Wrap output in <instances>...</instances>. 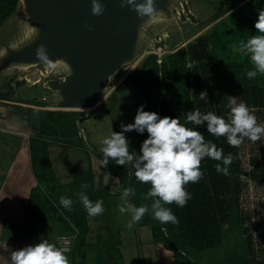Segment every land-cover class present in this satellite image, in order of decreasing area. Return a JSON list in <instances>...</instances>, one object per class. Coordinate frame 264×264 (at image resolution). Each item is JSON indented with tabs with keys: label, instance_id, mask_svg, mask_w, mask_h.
<instances>
[{
	"label": "trees",
	"instance_id": "trees-1",
	"mask_svg": "<svg viewBox=\"0 0 264 264\" xmlns=\"http://www.w3.org/2000/svg\"><path fill=\"white\" fill-rule=\"evenodd\" d=\"M224 1L227 12L234 10L233 13L238 15L242 12L239 6L248 0ZM19 2L20 0H3V3L11 10ZM254 23L252 18L243 19L241 24L244 26V33L239 37L240 41H246L253 36L255 28L252 24ZM221 35L222 33L215 32L212 36H200L195 42L170 54L161 62L156 54L148 55L135 68L136 74L126 78L125 82L132 81L130 85L147 96L149 111H155L161 116H180V122L187 127H196L186 122L183 115L193 107H198L201 112L209 110L224 116L226 120L230 119L226 113L215 112L209 98L213 91V84L224 89L235 84L240 88L242 101H245L249 108L262 110L264 123V88L259 85L258 79H248L246 76L247 69L253 67L249 57L245 56L248 64L245 62L226 64L217 61L214 57L216 48L222 43ZM201 91L207 92L208 100L200 99ZM6 97L7 95L0 94L1 100L10 101ZM81 113L50 110L40 112L38 136L30 138L32 169L38 186L32 190L26 212L34 224L56 219L64 232L77 234L78 237L70 251L73 264L86 263L87 237L90 230L87 221L90 216L87 215L79 200V193L84 191L92 201L102 200L103 207L107 210L110 209L111 198L114 196L109 187H95L94 175L90 169L78 174L70 184H62L51 169L48 151L50 143L43 138V135L73 140L79 134L77 121ZM49 120H54V124L49 123ZM60 121H64L61 131L57 130V124ZM199 130L205 140H211L218 149H223L224 155L231 153L234 159L227 166L226 175L217 173L214 167L221 161L207 157L201 161L200 169L204 172V176L196 183L189 182L185 185L186 190L191 193V198L186 205L182 208H178L175 203L164 205L171 208L178 218V223L161 224L154 218L151 219L154 242L172 251L176 256L177 264H204L202 255L210 251H221L225 242L228 241L227 237H234L235 231L244 235L245 225L249 221L239 217L241 184L238 177L242 167L238 154L242 144L239 147H232L226 142V137H215L208 133L204 126H200ZM134 135L135 150L139 155L140 143L146 138L147 133L139 135L134 131ZM72 145L76 146L74 143ZM98 158L102 161L103 155H99ZM252 163L257 166V169L250 171V179L264 184V158L261 160L255 158ZM107 168L112 177L118 178L122 191L125 187L135 189V195L130 196L132 201H147L151 209L152 198H145L151 187L150 183L137 181L134 175L130 174L128 166L116 165L112 159H109ZM84 184H87L86 189L82 188ZM61 196L72 199L71 211L59 204ZM102 216L100 218V215H97L94 218L105 221L110 219L109 213ZM225 225L228 226L227 230L223 228ZM103 231L105 235L100 234L95 243L97 264H125L115 239L113 222ZM226 254L227 257H212L208 264H256V251L253 248L251 235L245 238L244 244H237L228 249Z\"/></svg>",
	"mask_w": 264,
	"mask_h": 264
},
{
	"label": "rangeland",
	"instance_id": "rangeland-1",
	"mask_svg": "<svg viewBox=\"0 0 264 264\" xmlns=\"http://www.w3.org/2000/svg\"><path fill=\"white\" fill-rule=\"evenodd\" d=\"M239 7L242 8V12L235 15V13H233L234 10L227 12L224 0H192L190 8L198 19L197 23H184L174 16L171 18L169 17V20L168 18L162 16L158 20L154 21L145 28L142 49L143 52L140 59L134 66L123 70L113 79L112 84L110 85L107 94L100 105L92 110H74L76 112H82L81 117L77 121L79 129L78 136L74 137L73 140L59 137L56 138L54 135H43V138L48 140V143L56 142L63 145H69L70 143L72 145L74 143L79 147L81 146L83 150L85 149V151H83L85 159L89 158V156L92 157V159H96V156L103 155L100 152L101 141L105 137L110 136L112 131H120L119 125L121 121H124L125 123L133 122L136 110L141 104L145 105V110H149L147 96L141 90L131 86L130 84L132 81L125 82L126 78L136 74L135 68H137V66H139L148 55L156 54L161 62L162 59H166L170 54H174L182 48H185L188 44L195 42L200 36L208 37L212 36L213 33L216 32L217 34L222 33V43H220L218 48L215 50V59L226 64L233 62L247 63L245 61V56L237 50L240 43L239 37L244 33V26L241 22L244 18H252V20L256 22L258 19V10L264 9V0H248ZM220 12H223L224 14L222 15ZM160 19H164L162 20L163 25H161L155 32L153 31V28L155 24L157 25ZM252 26L254 25L252 24ZM260 34L261 33L254 29L253 35ZM31 35L32 32L29 29L22 1L20 0L18 5L11 10L8 5L3 3V0H0V53H3L12 45L15 46L24 42ZM163 36L166 39L163 41L166 48L164 50H155V42L159 41L158 38H162ZM250 68H252V66ZM249 69H247V71ZM47 70L49 72L54 70L56 73L42 78L41 83L34 86H31L26 79L20 78L21 74L24 72L22 69H14L12 71L7 70L0 74V94L7 95L6 99L10 100L6 101L0 99V110H3L2 114L6 117L5 121L0 118V127L15 128L16 130H12L15 132L13 136L21 138L25 141H28L29 137L38 136L37 132L39 127L37 130H33L30 122L32 118L35 117V123H39L37 120L40 117H38L39 112L43 110L70 111L45 107V104L53 105L54 103L53 92L44 87L45 82L49 79L58 78V76L63 72L60 65L53 66ZM254 79H258L257 81L259 82V85L264 88V74H258ZM212 90L213 91L209 100L213 110L218 114L226 113L228 115L229 113V109L226 107L228 102L227 95L238 97V100H242L240 88H238L235 84H231L226 89L213 84ZM249 109L255 113L257 122L264 124L262 110ZM206 112H209V110ZM8 119L11 120L9 121ZM49 123L54 124V120H49ZM63 124L64 121H60L57 124V130L61 131L64 126ZM21 126H25L27 131H22ZM20 132L25 133V135L21 136L19 134ZM16 133L19 135H16ZM126 136L130 140V150L135 149L134 131L126 133ZM86 140L88 141L87 143ZM238 158L242 167L241 173L238 177L241 184L239 217L249 220L245 225L246 231L244 235H240L237 231H235V234L233 235L234 237H227L228 241L225 242L221 251H210L202 255L204 258V264L210 263L211 258L214 256L227 257L228 255H225V252L237 244H244L245 238L248 235L252 236L253 248L256 251V264H264V184L252 181L249 175L251 170L257 169V166L252 163L253 160L255 158H258L259 160L264 158V137L256 142H252L245 138L239 150ZM55 161L58 163L61 162L57 155L55 157ZM91 162L92 161H90V163ZM128 168L130 170L131 165H128ZM67 170L69 169L67 168ZM108 186L114 195L111 198V203L113 200L112 204L115 203L114 198H117L115 197V194H118L119 202L117 203V207L119 221L121 222L119 225L122 228L121 232H124L125 235V237H122L123 241L119 244V248L122 250L123 248H127V251L125 250V252H123L125 264H133V257L138 258L141 264H146L144 262V257L146 256L147 244L143 242V244L140 243L137 247H135L134 242L130 243L131 239L136 236L137 230L136 227L135 230L133 229L134 226L133 228L131 227V230H129V223L131 221L130 213L120 212V207L125 205V200L122 199L119 194L122 191L121 187H119V180L112 178V181L109 182ZM135 202L137 204L136 206H140L142 204H147L149 206L147 201ZM127 203L134 204L129 197L127 198ZM106 213L108 212L106 211ZM151 214L150 209L149 212L144 214L143 219H141L138 224H148V228L150 226L151 230V219L153 218ZM145 219H147V222H144ZM223 228L224 230H227L228 226L225 225ZM104 229L105 228H102V230ZM59 233L60 232L57 231L55 235H60ZM100 234L105 235V232L103 231V233L98 234L97 229L94 230L93 240L96 235L98 237ZM116 238L117 236H115V239ZM133 248L136 249L133 250ZM133 251H135V256L132 255ZM88 253L89 256L87 257L88 261L86 264H97L96 248L91 246ZM174 257H176L175 254ZM162 258L164 264H166L164 260L166 257L164 258L163 256Z\"/></svg>",
	"mask_w": 264,
	"mask_h": 264
},
{
	"label": "clouds",
	"instance_id": "clouds-1",
	"mask_svg": "<svg viewBox=\"0 0 264 264\" xmlns=\"http://www.w3.org/2000/svg\"><path fill=\"white\" fill-rule=\"evenodd\" d=\"M92 13L100 15L104 7L98 0H91ZM130 6L141 18L147 16L150 21L155 20L161 13L154 8L153 0L137 3L136 0H122L121 7ZM254 28L260 35L250 36L246 41H240L238 51L248 56L253 67L246 72L248 79L264 74V9L258 10V19ZM39 61L51 64L44 52V45H39L36 52ZM201 100L207 99V92L201 91ZM226 107L229 109L230 119L216 113L201 112L198 107L184 112L186 122L196 126L187 127L180 122V116H161L155 111L145 110L141 104L136 110L133 122H120V131H112L111 135L101 141L100 152L103 154L102 165H107L109 159L116 165H131L130 174L141 183H150L151 187L146 199L152 198L151 213L161 224L178 223L177 216L171 208L164 205L175 203L178 208L186 205L191 198L185 185L196 183L203 178L204 172L200 169L201 161L207 157L221 161L214 165L217 173L227 174L228 165L233 162V155H224L223 149H218L211 140H205L199 130L204 126L206 131L215 137H226V142L232 147H239L245 138L256 142L264 137V124L257 122V117L245 101L238 97L227 95ZM135 131L139 135L147 133L140 143L139 155L136 150H130V140L126 133ZM86 189L87 184L82 185ZM135 195L132 187L123 188L121 198L125 205L120 207L121 213H130L132 222H139L149 206H136L127 203V198ZM79 200L90 217L104 212L103 201H92L84 191L79 193ZM59 204L69 211L72 210L71 198L61 196ZM12 264H70L68 256L61 248L49 243L47 239L39 243L25 245L11 252Z\"/></svg>",
	"mask_w": 264,
	"mask_h": 264
},
{
	"label": "water",
	"instance_id": "water-1",
	"mask_svg": "<svg viewBox=\"0 0 264 264\" xmlns=\"http://www.w3.org/2000/svg\"><path fill=\"white\" fill-rule=\"evenodd\" d=\"M21 1L32 35L0 53V74L22 69L20 78L42 81L43 75L56 73L48 68L60 65L63 72L58 78L44 84L53 92L54 101L53 105L44 103L45 107L59 110L98 107L113 79L138 62L145 28L158 18L174 16L184 23L198 22L190 8L192 0H153L161 14L152 21L139 17L130 6L121 7L122 0H98L104 7L100 15L92 13L91 0ZM158 39L154 49L164 50L166 39ZM39 45H44L51 64L39 61Z\"/></svg>",
	"mask_w": 264,
	"mask_h": 264
},
{
	"label": "crops",
	"instance_id": "crops-1",
	"mask_svg": "<svg viewBox=\"0 0 264 264\" xmlns=\"http://www.w3.org/2000/svg\"><path fill=\"white\" fill-rule=\"evenodd\" d=\"M2 112L3 110H0V118L5 121L6 117ZM39 114L40 112L38 113V117L40 116ZM8 120L10 121L11 119ZM37 120L39 123H35L36 118L34 117L30 122L33 130H37L40 125V117ZM13 129L15 128L0 127V264H12L11 252L25 245L39 243L40 240L47 239L49 243L55 244L57 247L61 248L59 245L61 237H69L72 246L78 237L77 234L64 232L60 223L56 221V219L34 224L32 219L27 216L28 202L32 190L38 186V181L32 169L30 137L28 136V141L17 138L16 136H13L15 133L12 131ZM21 129L24 132L27 131L25 126H21ZM19 134L21 136L25 135V133L22 132ZM19 134L16 133V135ZM87 142L88 141L86 140V143ZM48 149L50 152L49 160L51 169L54 175L61 180L62 184L72 183L78 174L89 169L94 175V184L96 188L109 187L108 185L109 182L112 181V178L118 179L109 174L107 165H102L98 156H96V159H92L90 156L85 159L83 154L85 149L83 150L81 146L63 145L61 143L58 144L56 142H51ZM56 155L61 162L58 163L55 161ZM90 161H92L91 163L93 164H91ZM67 168L69 170H67ZM115 197H117L114 198L115 203L112 204V200L110 209H104V214H100L101 218L103 217L102 215L107 214V211L110 215V219L105 221L102 219H95L94 217L87 218L90 228L87 237V257L89 256L88 249L91 246L95 247L97 241V235L93 240L94 230L97 229L98 234L102 233V228H107L110 223L112 224L113 222L118 244H121L123 241L122 237H125L124 232H121L122 228L119 225L121 222L119 221L117 207V203L119 202L117 193L115 194ZM133 202L134 205H137L135 201ZM146 220L147 219L143 221L147 222ZM131 227L134 230L136 227L137 231L136 236L131 239L130 243L134 242L135 247L140 243L143 244V242L147 244L146 256L144 257V262L146 264H164L163 256L164 258L166 257L164 259L166 264H177L172 251L166 250L162 244L154 242L148 224L143 225L141 223L139 225L138 222H132ZM131 227L129 230H131ZM57 231L60 232V235L56 236L55 234ZM72 246L70 247V251ZM135 249L133 248V250ZM125 250L127 251V248H123V250L121 249L122 254H124L123 252H125ZM64 253L68 256L69 261L71 262L70 264H72L73 260L70 252ZM132 255L135 256V251H133ZM87 257L86 262L88 261ZM133 258V264H141L138 258Z\"/></svg>",
	"mask_w": 264,
	"mask_h": 264
},
{
	"label": "built area",
	"instance_id": "built-area-1",
	"mask_svg": "<svg viewBox=\"0 0 264 264\" xmlns=\"http://www.w3.org/2000/svg\"><path fill=\"white\" fill-rule=\"evenodd\" d=\"M59 245L64 252H70V247L72 246V243L69 239V237H61L59 241Z\"/></svg>",
	"mask_w": 264,
	"mask_h": 264
},
{
	"label": "bare ground",
	"instance_id": "bare-ground-1",
	"mask_svg": "<svg viewBox=\"0 0 264 264\" xmlns=\"http://www.w3.org/2000/svg\"><path fill=\"white\" fill-rule=\"evenodd\" d=\"M159 19V18H158ZM157 19V20H158ZM162 20H164V19H162ZM161 19L158 21V23H157V25L155 24V26H154V28H153V31H157V29L161 26V25H163V21H162ZM169 20V19H168ZM160 21H162V22H160ZM31 27H29V29H30ZM164 38V36L162 37V39ZM168 38H169V36H168ZM161 39V40H162ZM53 66H55V65H53ZM47 75L45 74V75H43V77H46ZM27 81L31 84V86L33 85H36V84H38V83H40L41 81L39 80V81H33V80H31V79H27Z\"/></svg>",
	"mask_w": 264,
	"mask_h": 264
}]
</instances>
